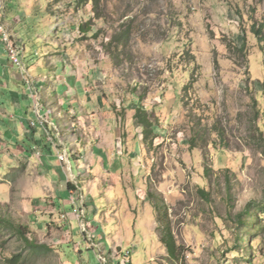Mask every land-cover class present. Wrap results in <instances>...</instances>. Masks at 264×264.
Masks as SVG:
<instances>
[{"label": "rangeland", "instance_id": "rangeland-1", "mask_svg": "<svg viewBox=\"0 0 264 264\" xmlns=\"http://www.w3.org/2000/svg\"><path fill=\"white\" fill-rule=\"evenodd\" d=\"M48 7L69 24L75 61L91 66L103 91L97 108L117 127L115 152L121 143L130 161L113 178L90 163L80 173L84 159L71 156L69 182L79 202L93 196L105 233L95 238L86 203L69 219L51 212L45 188L33 193V173L15 179L0 214L47 248L0 225V264L16 255L17 264H102L99 254L126 264L111 254L127 249L130 264H264V0H39L36 9ZM62 73L47 71L44 85Z\"/></svg>", "mask_w": 264, "mask_h": 264}, {"label": "crops", "instance_id": "crops-1", "mask_svg": "<svg viewBox=\"0 0 264 264\" xmlns=\"http://www.w3.org/2000/svg\"><path fill=\"white\" fill-rule=\"evenodd\" d=\"M49 1L46 0L47 3ZM3 5V21L25 47L24 60L35 87L27 85L23 72L11 61L0 34V196L12 198L14 180L24 179L29 172L33 173L37 179L33 193L44 192L45 188L46 194L55 198L52 213L61 212L62 216L76 220L75 210L86 203L91 238L101 237L105 233L103 227L96 225L94 216L97 210L92 202L93 196L87 197L93 206L88 204L84 195V201L79 202L78 190L69 181L75 176L71 156L77 162L84 159V166L78 163L80 173L90 163L91 166H101L113 178H117L124 170L123 166L129 164L130 160L123 157L125 153L121 154V143L116 149L118 155L115 152L117 127L107 125L108 120L102 114L104 111L97 108L103 104V91L93 78L91 66L75 61L80 55L73 45L69 24L64 23L63 26L58 14L51 12L49 7V14L37 12L39 0H3ZM41 54L48 55L49 59L46 57L42 61L36 58ZM59 68L63 73L56 76L57 84L45 86L46 72L56 74ZM33 91H36V96ZM37 102L41 112L47 107L53 109L49 116L52 123L42 125L38 122ZM100 115L99 125L97 117ZM54 125L62 132L57 142L60 148L69 151L70 163L59 159L56 145L48 139L47 131H55ZM92 138L97 141L92 143ZM136 150L139 151L138 147ZM136 150H129L127 154L134 158L138 155ZM108 189L103 196L107 204H111L114 200L111 192L117 187L113 189V184H110ZM74 195L76 202L70 200ZM4 203H7L6 199ZM69 206L73 207L71 213L67 210ZM92 241L101 245L94 239Z\"/></svg>", "mask_w": 264, "mask_h": 264}, {"label": "built area", "instance_id": "built-area-1", "mask_svg": "<svg viewBox=\"0 0 264 264\" xmlns=\"http://www.w3.org/2000/svg\"><path fill=\"white\" fill-rule=\"evenodd\" d=\"M4 17V5H3V0H0V34H1V39L5 42L9 54H10V59L11 61L18 66L19 69L24 74V79L27 85L31 87H35V81L34 79L30 76L28 73V68L26 61L24 60V53H25V47L23 43L18 40L17 36L10 30V28L6 25V23L3 21ZM33 95L36 96L37 93L36 91H33ZM36 110L38 113V122H40L42 125H46L47 123H52L50 121V114L53 112V109L50 107H47L44 112H41V108L39 107V102H37L36 105ZM34 123V122H33ZM54 130L52 133L47 131L48 139L51 143L56 145V148L58 150V157L61 161L70 163L69 159V151L67 148H60L59 144L57 142V138H61L62 132L58 127L54 125ZM84 209V208H83ZM85 214V212H83ZM79 216L81 215L80 213L78 214ZM84 225V224H83ZM98 247V246H97ZM101 252V251H100ZM117 252V253H116ZM113 256H120L122 255L125 258V263L130 264L131 263V249L127 250H120V251H113L112 254ZM99 259L102 264H107V258L103 255L99 254Z\"/></svg>", "mask_w": 264, "mask_h": 264}, {"label": "trees", "instance_id": "trees-1", "mask_svg": "<svg viewBox=\"0 0 264 264\" xmlns=\"http://www.w3.org/2000/svg\"><path fill=\"white\" fill-rule=\"evenodd\" d=\"M87 1V0H85ZM83 31H87V29H85L84 27L82 28ZM89 30V29H88ZM113 39V38H112ZM122 38H120L119 40H121ZM113 41V40H112ZM140 113V112H139ZM138 113V116L140 117L141 122L145 123L146 125L148 124V126L150 125L149 122H147L145 120L144 117L141 116V114ZM147 127V126H146ZM203 194H206V192L204 190H201ZM247 216H253V211L251 206H247L244 211L241 214L242 217V229H244L246 227V222H245V218ZM0 225H4L10 229H13L18 235H20L28 244L32 245L33 247H42V248H47L46 244H38L37 242L34 241V239H30L28 237V231L26 230L28 227L21 225V224H17L16 222H14L12 219L7 218L5 216H2L0 214ZM164 242L167 245L168 251L170 252L171 255L176 256V248H177V244L175 241V236L173 235L171 229H167L165 231V235H164ZM19 260V255H16L10 259H7V264H17Z\"/></svg>", "mask_w": 264, "mask_h": 264}]
</instances>
